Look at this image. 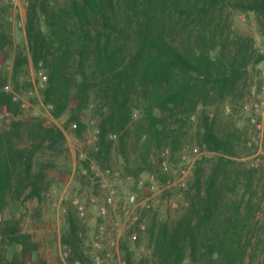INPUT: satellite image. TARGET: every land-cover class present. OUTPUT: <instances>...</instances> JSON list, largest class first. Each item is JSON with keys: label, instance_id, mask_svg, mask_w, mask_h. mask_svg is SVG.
Masks as SVG:
<instances>
[{"label": "trees", "instance_id": "1", "mask_svg": "<svg viewBox=\"0 0 264 264\" xmlns=\"http://www.w3.org/2000/svg\"><path fill=\"white\" fill-rule=\"evenodd\" d=\"M226 2L30 0L29 49H15L11 77L0 71V111L20 114L21 103L6 90L9 80L18 92L20 80L30 74L32 62L36 70L41 64L48 79L41 95L46 104L54 106L57 118L67 115L68 126L79 134L85 128L86 112L101 119L98 123L92 120L100 135L91 148L105 165L116 142L127 152L134 122L138 142L144 139L143 165L154 150L157 156L166 148L181 151L191 126L198 129L196 145L223 154L206 175L202 168L206 158L199 161L191 189L184 191L188 200L184 212L175 219L158 214L150 219L148 234L159 264H245L252 242L258 201L256 181L249 176L242 199L227 202L228 174L221 176L220 171L231 162L227 156L234 154L233 135H221L216 120L202 107L217 95L224 97L225 89L236 83L235 78L254 56V43L235 42L236 50L228 52V44L216 45L214 37L202 32V43L197 40L196 45L187 46L196 40L190 26L213 17ZM230 3L255 15L264 37V0ZM219 21L215 29L221 27L223 18ZM8 43L13 45L2 22L0 52ZM256 60L263 61L264 55ZM25 86L32 89L34 83L25 81ZM13 124L11 131L0 132V215L11 202L41 197L47 190V169L53 162H45L40 155H45L48 148H58L65 140L62 130L45 126L38 119L22 126ZM92 162L87 158L90 168ZM105 165L98 166L101 170L110 167ZM143 171L142 167L133 171L126 166L132 177ZM94 179L95 174L92 181L98 182ZM246 194H250L249 199ZM68 218L70 229L64 232L65 242H69L73 260L84 259L79 251L81 227L71 214ZM0 235L9 245H22L25 255L37 248L32 236L21 232L20 223L0 222ZM15 261L8 259L2 264H18Z\"/></svg>", "mask_w": 264, "mask_h": 264}, {"label": "rangeland", "instance_id": "2", "mask_svg": "<svg viewBox=\"0 0 264 264\" xmlns=\"http://www.w3.org/2000/svg\"><path fill=\"white\" fill-rule=\"evenodd\" d=\"M228 1L225 6L220 5L215 10L213 17L211 16L205 21L198 20L190 26V29L195 31L196 40L188 43L187 46L196 45L197 40L202 43V32L208 34V37H214L217 40L215 41L216 45L228 44V52L236 50L238 45L235 42L247 40L248 43H254V56L250 58L242 73L235 78L236 83L225 89L224 97L217 95V98L211 100V103L206 107H202V110L206 109L211 117L216 120V130L221 135H233L234 154L227 156L231 162L225 164L220 171L221 176L226 172L228 174L229 185L225 189L227 202L242 199L246 193V179L249 176L254 177L256 181L254 192L258 197L257 212L252 223L253 238L248 247L245 264H264V60L261 62L256 60L260 55H264V37L257 17L243 12L230 3L238 0ZM29 2L30 0H0V12L7 13L1 15L0 23L4 22V27L13 42V45H10V42L6 44V47L0 52V71H6L9 77L12 76L13 72L15 49L18 46L29 49L27 38ZM221 18H223L221 27L215 29ZM19 21H23L25 27H19L17 24ZM212 26L214 30L210 29ZM187 33L186 31V35ZM218 51L219 48H217ZM41 67L40 64V70H36L32 62L30 74L20 80V91L18 92L15 91L12 80H9L7 85L9 90L7 88L6 90L14 94L15 97L16 95L20 96L17 101L21 103L22 112L15 114L0 111V132L11 131L13 123L22 126L23 123L38 119L43 121L45 126L62 130L65 134V140L58 148H48L45 155H40L45 162H53V165L47 169V190L40 198L11 202L4 214L0 215V222L20 223L21 232L31 235L34 242H41V238H43L41 253L50 260V264H69L76 260L91 264L98 255L105 257L107 253H111L112 256L104 264H120L122 261H126L128 264H159L148 234L150 219L155 214L161 218L171 216L172 219H175L188 207L186 195L179 193L178 188L170 192L168 190L162 192V188H164L162 186L160 193L155 197V210L144 213L148 228L140 234V239L136 243H132L128 239V233L123 228L124 218L117 225L116 216L122 214V209L129 207L135 197L137 198L136 180L138 177L148 178V175L154 173L158 176L161 185L166 184L164 182L170 180L174 182L175 179H178L182 175L181 171L184 167L182 150L176 152L171 150L170 168L168 170H162L157 166L158 152H155L156 150L151 153L148 163L143 165L141 152L145 150L144 139L138 142V129L134 122L130 125L132 130L128 138L127 152L120 149V143L116 142L108 154L109 156H107L105 165L102 160L97 158L98 156L92 154V145L88 143L92 130L86 123L93 119L98 123L101 122V119L95 118L90 111L86 112L83 117L85 128L82 134H79L75 132L74 127L68 126L67 115L57 118L54 112L46 111L44 107L46 103L41 95V90L46 84L42 87L39 77L40 72H43L44 75L46 72ZM25 81H32L34 88H26ZM35 87L37 93L34 92L31 95L30 92ZM216 88L219 86L216 85ZM215 92L214 95L216 96L217 93ZM197 131L198 129L192 126L187 128L186 136H184L185 147L192 149V147L198 146L196 145ZM81 153L85 154L87 158L90 157L93 160V165L101 163L110 166L109 168L119 170L124 180L116 182L111 178H106L103 183L92 181V170L86 160L80 157ZM125 153L128 158H126ZM222 155V153L210 152L200 158L199 161L206 158L202 164L204 175L209 173L213 164H216ZM197 165L188 177V190L191 189L195 180ZM126 166L131 167L133 171L142 167L145 171L132 177L133 175L130 176L131 174L126 172ZM109 184H114V187ZM110 188L116 191V205L107 206L108 215L103 217L100 214V209L107 204ZM249 197L250 194H246V199ZM80 206H84L86 210V226L84 225V227H82V220L78 211ZM69 214L78 220L80 227L86 233L83 239L78 238L79 251H81L84 259L73 260V252L69 242H65L64 232L69 233L70 229ZM98 235H101L104 245V249L100 251L91 246L92 241ZM49 237L52 238L51 241L46 240ZM118 240L119 248L117 249L115 243ZM124 246H128V249L125 250ZM68 250L70 254L66 257L65 252ZM18 255L20 252L17 250L16 244L9 245L8 242H4L2 235H0V264L4 260L12 259ZM38 258L36 252L33 257L31 255L25 260V264H36Z\"/></svg>", "mask_w": 264, "mask_h": 264}, {"label": "built area", "instance_id": "3", "mask_svg": "<svg viewBox=\"0 0 264 264\" xmlns=\"http://www.w3.org/2000/svg\"><path fill=\"white\" fill-rule=\"evenodd\" d=\"M19 27H25L23 21H19L18 23ZM39 77L41 79L42 87L47 82V76L44 75L43 72L39 73ZM7 90L9 88L7 87ZM34 92L37 93L36 87L33 91L30 92L31 95L34 94ZM19 95H16L15 99H19ZM257 106V105H256ZM44 107L46 111L49 113H53L54 106L52 104H44ZM138 113H136V116ZM89 127L91 128L92 132L90 134V137L88 139L89 145L96 146L99 140L100 130L96 126V123L94 121H90ZM112 139H115L114 136H111ZM98 149V147H97ZM210 151L203 150L198 146L192 147V149H189L187 147H184L182 149V162L184 164V167L182 169V175L179 176L178 179H175L174 182L167 181L164 182L166 184L161 185L159 178L156 174H150L149 177H138L136 180V188H137V198L135 197L134 201L131 202V205L129 207H124L122 209V214L125 215L123 217L122 214H119L116 216L117 218V225L121 223L122 218H124L123 221V228L126 229L128 233V239L132 243H136L140 239V234L145 232L147 230V224H146V212H152L155 210V197L158 193H160V189L162 188V192L167 191H173L174 189H179V193L184 194V191L188 188L187 187V180L192 171L196 168L197 162L200 160V158L205 154H209ZM80 157L83 160H87V156L83 153H81ZM170 157H171V150L169 148L164 149L160 155L157 157V166L162 170H168L170 168ZM92 173L95 174V179L98 180L96 183H103V181L106 180V178H111L115 180L116 182H122L124 179L122 177V173L113 168L107 167L105 170H101L98 165L91 166ZM128 179H131L128 177ZM109 183V182H108ZM110 186L114 187V184H109ZM139 195V199H138ZM109 205H116V191L115 189L110 188V192L107 198V204L100 209V214L103 217H106L108 215V209L107 206ZM80 219L82 220V227H84L86 223V210L84 206H80L78 208ZM86 226V225H85ZM103 230V229H102ZM86 233L84 229L81 228L79 231V238L83 239L85 237ZM117 246L116 248H119V240L117 243H115ZM94 249L97 251H100L104 249V245L101 239V235H98L95 237V239L92 241L91 245ZM70 254V251L68 250L65 252V256L68 257ZM112 256L111 253H107L104 256L98 255L91 264H104V262ZM69 264H88L83 263L80 260H76L73 262H70ZM120 264H128L126 261H122Z\"/></svg>", "mask_w": 264, "mask_h": 264}, {"label": "crops", "instance_id": "4", "mask_svg": "<svg viewBox=\"0 0 264 264\" xmlns=\"http://www.w3.org/2000/svg\"><path fill=\"white\" fill-rule=\"evenodd\" d=\"M46 240L47 241H51L52 238L49 237ZM42 241H43V238H41V242L40 241H36V242L33 241V244L37 245V248H36V250H34V251L30 252V253H32L31 255L33 257L34 253L37 252L39 258H38V261H36V264H50V260L44 254L41 253L42 252L41 251V249H42L41 248ZM16 246H17V250L20 252V255L15 256V257H13L12 259H9V260L10 261H15L16 260L15 262H17L18 264H25V260L28 259L31 255L29 253L26 254V255L24 254L22 245L16 244Z\"/></svg>", "mask_w": 264, "mask_h": 264}, {"label": "water", "instance_id": "5", "mask_svg": "<svg viewBox=\"0 0 264 264\" xmlns=\"http://www.w3.org/2000/svg\"><path fill=\"white\" fill-rule=\"evenodd\" d=\"M0 114H1V113H0ZM133 199H134V197H133ZM133 199H132V200H133Z\"/></svg>", "mask_w": 264, "mask_h": 264}]
</instances>
